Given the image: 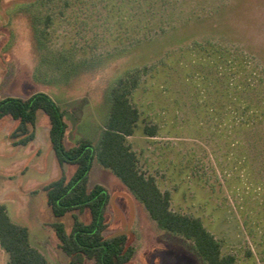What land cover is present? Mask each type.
Listing matches in <instances>:
<instances>
[{
    "label": "rangeland",
    "instance_id": "obj_1",
    "mask_svg": "<svg viewBox=\"0 0 264 264\" xmlns=\"http://www.w3.org/2000/svg\"><path fill=\"white\" fill-rule=\"evenodd\" d=\"M126 1L2 0L0 99L45 93L65 111L64 145L86 139L96 146L111 90L145 66L131 98L140 117L127 138L141 171L170 193L172 211L199 218L235 264H264V153L258 149L263 154L253 158L246 144L250 133L243 134L248 164H239L235 132L225 135L223 119L215 118L218 110L201 106L203 98L217 107L224 101L216 84L220 70L200 48L245 55L247 69L264 79L257 67L264 66V0H165L166 10H158L151 24L184 26L176 36L185 42L176 45L166 34L146 48L143 41L154 32L142 29L144 19ZM202 75L216 84L210 83L211 92L203 90ZM16 125L8 117L0 121V204L13 223L28 229L31 245L49 263L68 264L45 203L44 188L60 174L48 119L37 112L35 138L26 146L11 144ZM144 125L156 126V136L146 137ZM255 134L258 141L264 137L261 130ZM73 171L64 167L67 177ZM94 185L109 195L103 236H127L135 248L129 264H205L192 241L157 228L142 204L96 160L88 188ZM73 213L89 219L87 211ZM59 220L68 226L70 214ZM0 264H8L1 248Z\"/></svg>",
    "mask_w": 264,
    "mask_h": 264
},
{
    "label": "trees",
    "instance_id": "obj_2",
    "mask_svg": "<svg viewBox=\"0 0 264 264\" xmlns=\"http://www.w3.org/2000/svg\"><path fill=\"white\" fill-rule=\"evenodd\" d=\"M128 1L131 9L140 13L141 18L144 19L142 29L150 33L154 32L152 34L154 37L143 41L144 48L156 42L158 38L165 37L166 34H169L167 36L169 38H175L176 45L185 42L186 37L176 36L181 32L183 25L178 27L165 22V25L160 26L151 24L161 9L166 10L168 4L165 0ZM115 8L119 9V6ZM186 23L187 21H184V24ZM211 47L200 48L210 54L211 60L216 62L220 70L217 72L216 84L220 87L217 91L219 89L218 92L222 94L224 103L218 104L217 107L203 98L201 106L211 111L218 110L215 118L223 119L220 125L225 127V132L227 130L235 132L236 138L232 139V143L236 145L235 150H239L237 153L239 155L236 154L237 157L234 158L240 160L237 161L239 164L243 162L244 166L248 164V154L243 153V141L239 139L245 136L243 134L250 133L246 144L254 150L253 158L264 153V145L258 146L259 142L264 144V137L261 141L255 138V132L258 134L260 130L264 135V79L258 72L247 69L249 60L245 55L232 56L227 49ZM257 67L263 74L264 66L257 65ZM146 72V67L143 66L136 73H131L130 77L120 79L113 87L110 93V111L96 146L86 139H81L75 145L66 147L64 145L67 128L64 120L65 111L50 96L42 92L34 93L25 99L14 97L0 99V121L7 117L15 121L17 125L9 137L11 144L26 146L35 138L37 112H43L48 119V138L60 174L44 188L45 203L56 219L52 222L51 228L61 250L68 257V264H129L135 254V248L128 243L125 234L108 238L103 236L107 227L105 209L109 195L101 185L88 188V176L95 160L103 168L110 170L134 199L142 204L157 228L192 241L205 264H235V257L222 253L220 242L206 229L199 218L171 210L170 193L161 191L154 177L147 176L139 167L138 157L127 138L135 133L140 117L138 109L131 103V98ZM199 80L203 90H207L208 93L212 81L205 75L200 76ZM218 100L221 101L220 98ZM142 131L146 137L152 138L156 136L157 127L144 125ZM227 134L226 132L225 135ZM258 149L263 153L257 152ZM65 166L74 167L70 177L64 172ZM86 211L89 215L87 222L73 213L82 214ZM67 214L71 217L68 226L59 220ZM0 248L8 256V264H51L37 248L31 245L28 229L13 223L2 204H0Z\"/></svg>",
    "mask_w": 264,
    "mask_h": 264
},
{
    "label": "crops",
    "instance_id": "obj_3",
    "mask_svg": "<svg viewBox=\"0 0 264 264\" xmlns=\"http://www.w3.org/2000/svg\"><path fill=\"white\" fill-rule=\"evenodd\" d=\"M67 147V146H66Z\"/></svg>",
    "mask_w": 264,
    "mask_h": 264
}]
</instances>
